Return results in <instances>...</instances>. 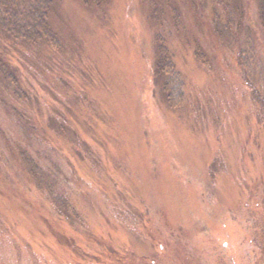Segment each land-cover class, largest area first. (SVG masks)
<instances>
[{
	"label": "rangeland",
	"instance_id": "rangeland-1",
	"mask_svg": "<svg viewBox=\"0 0 264 264\" xmlns=\"http://www.w3.org/2000/svg\"><path fill=\"white\" fill-rule=\"evenodd\" d=\"M50 27L58 47L0 29V264H264L258 0H55ZM158 36L178 109L153 75ZM12 91L34 140L4 113Z\"/></svg>",
	"mask_w": 264,
	"mask_h": 264
},
{
	"label": "trees",
	"instance_id": "trees-1",
	"mask_svg": "<svg viewBox=\"0 0 264 264\" xmlns=\"http://www.w3.org/2000/svg\"><path fill=\"white\" fill-rule=\"evenodd\" d=\"M85 6L102 7L108 0H80ZM55 0H0V29L6 35L16 40H22L28 44L48 43L53 47H58L56 35L50 27V14ZM258 17L261 30L264 37V0H258ZM156 65L154 68V77L162 81V91L166 96L169 107L178 109L184 102L183 81L177 72L173 56L166 47L164 38L157 37ZM0 58V84L6 82L8 78L13 79L14 74L1 71L5 66ZM158 84V82H157ZM5 90H9L7 84L3 86ZM2 88V90H3ZM0 86V94L3 91ZM14 103L10 102L8 107L4 109V113L15 125L18 132L22 133L30 141L34 140V136L25 126L24 118L21 116L15 104L24 96L28 97L24 91L10 92ZM31 96H29L30 98ZM2 102L4 100L2 99ZM19 165H17L19 174L28 180L29 183L35 184L39 181L42 172L41 163L38 158L27 150L17 154ZM51 178L57 179V175L53 174ZM54 181V180H52ZM56 182V181H55ZM49 183V182H48ZM49 190L52 192L55 185L49 184ZM67 202L64 201L63 204Z\"/></svg>",
	"mask_w": 264,
	"mask_h": 264
}]
</instances>
